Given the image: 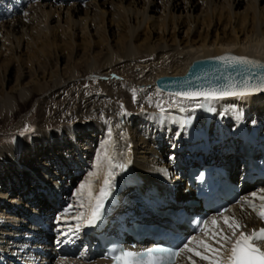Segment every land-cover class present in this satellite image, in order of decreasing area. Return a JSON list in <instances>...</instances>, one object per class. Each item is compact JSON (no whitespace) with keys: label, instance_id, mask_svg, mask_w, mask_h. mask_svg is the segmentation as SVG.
<instances>
[{"label":"bare ground","instance_id":"1","mask_svg":"<svg viewBox=\"0 0 264 264\" xmlns=\"http://www.w3.org/2000/svg\"><path fill=\"white\" fill-rule=\"evenodd\" d=\"M40 1L23 2L22 7L27 4L26 8H20L22 14L15 19L19 28H11L12 33L8 35L11 44L4 49L0 48V115L12 119L27 106L34 94L48 97L40 107L46 110L45 115H57V118L61 116L62 119L74 113L81 122L80 129L90 133L93 127V130L103 133L105 139L100 141L97 151L77 142L76 149L81 159L84 160L86 155L91 157L93 152L96 158L104 142L109 139L108 133L111 130L110 147L117 159L126 163V169L116 176L115 187L105 203L102 220L96 226L81 227L73 233L69 227L76 224L72 218L78 210L75 191L77 185L88 178L89 173L82 181L77 180L70 192L69 184L73 181L69 177L74 172L66 174L69 166L64 160L68 156L66 153L61 154L60 163L56 162L60 168L57 169L58 174L53 172L54 176L48 174L46 178L52 181L53 186L45 182V178L37 176L33 178L31 187H25L26 193L20 197V204L13 197L6 199V209L2 210L5 213H0V260L5 264H47V257L59 250L66 256L53 260H59L58 264H108L109 260L92 241L94 231L99 228L112 232L118 228L116 216L126 214L129 209L134 210L137 216L152 217L158 215L156 209L150 207L152 204L161 208L162 203L192 198L190 191L185 190L183 166L192 158L202 156L203 151L199 154L196 150L204 146V131L209 136V155L225 159L234 173H237L236 169L243 157L238 137L241 130L250 129L264 138V117L259 115L262 114L260 111H264V94L242 98L225 97L211 102L198 98L197 101H182L173 107V93L155 84L158 76L181 74L193 59L209 54L231 50L264 58V8L258 10V2L264 3V0H164L163 10L159 11L156 10L154 0H143L140 10L136 6L141 1L133 0L126 4L124 13L121 9L114 11L111 8L107 11L99 10L97 16H89V11L85 10L84 18L80 16L62 25L60 17L55 14L58 16L55 19L57 25L48 27H43L41 23L54 19V5H45ZM7 2L10 3V0H0V15L6 11ZM18 3L21 7L19 0ZM14 9L7 11L19 16L20 11ZM179 10H186L190 14L182 16V11L176 14ZM68 11L71 15L70 9ZM72 11V15H76L80 9L74 7ZM142 25L147 26L148 31H145L141 39ZM114 26L120 31H112ZM65 36L68 40L64 39ZM78 37H83V41L78 43ZM114 40L117 43L113 44ZM65 49H68V57L61 64ZM40 55L45 56L49 63L41 64ZM53 57L58 58L56 60L61 58L55 68H51ZM85 59V72H88L92 88L76 91L70 83L80 77L83 71L80 64ZM142 59H149L150 63L143 65V72H135L134 67L138 64L133 62ZM16 62L18 69L12 78L8 74ZM72 63L75 69L71 65L68 66L71 67L68 72L60 70L61 66ZM147 83L150 87L146 86ZM68 89L70 91L63 98L61 95ZM51 94L56 96L50 98ZM156 102L164 105V114L155 107ZM197 103L204 104V107H197ZM181 108L184 110L181 111ZM129 119L135 123L133 127L128 126ZM54 140L43 135L37 142L26 141L21 146L0 147V167H14L18 155L24 157L38 152L40 147L45 149L44 144ZM181 147L185 149L182 152L184 154L179 153ZM159 149L166 150L165 159ZM68 163L77 164L75 160ZM62 178L64 180H60ZM240 192L238 201L223 213L246 225L242 230H257L264 226V221L248 202L257 206L262 203L259 197L264 196V183L249 184ZM38 196L46 199L39 206L35 203ZM63 200L66 204L61 206ZM23 202L25 207L22 206ZM69 207L73 209L71 214L65 219H59ZM213 217L222 223L220 214L215 213H210L206 221L210 222ZM202 238L200 230L189 240L192 241L189 246L203 251L197 243ZM151 242L153 240L146 243ZM78 244L80 249L77 253L73 249ZM51 245H55L54 251ZM192 260H195V264H207V261L188 252L181 253L172 264H192Z\"/></svg>","mask_w":264,"mask_h":264},{"label":"rangeland","instance_id":"2","mask_svg":"<svg viewBox=\"0 0 264 264\" xmlns=\"http://www.w3.org/2000/svg\"><path fill=\"white\" fill-rule=\"evenodd\" d=\"M83 1H86V0H51L49 2L41 0L40 2L42 4H45V5L46 4H53L54 5L52 12H53V15L55 16L52 21L51 20H48V21L45 20V22L43 21L41 23V25H43V27H48V25L49 26L57 25V21H55V19H57L58 16L60 17V24L61 25L64 23H68V21L70 22V20H72V19L75 20V19L79 18L80 16L82 18H84L85 17V13H84L85 10L89 11V16L93 15V14H95L97 16V15H99V10L107 11V10H110L111 8H113L114 11H121L122 10L121 12L124 13L126 10V8H125L126 4L130 1L132 3L133 0H106V2H105V0H89L88 2H83ZM142 1L143 0H138V2H140V3L138 5V7L136 6V8L139 10L141 9L140 6H142L141 5V3H143ZM199 1H201V0H199ZM19 2L21 3V7H20V4L18 3V0H10V3L7 2L8 5L6 4L7 5L6 11L0 15V48L3 47L1 49H4L6 46H9V44H11V42H10L11 40L10 39L8 40V38H9L8 35L10 32L12 33L13 29L16 28V30H17V27L19 28V25L18 26L16 25L17 24L16 20L22 14V11L20 8H22V10L26 8L27 4L23 7H22V4H23V2L27 3V0H19ZM154 2L156 3V10H158V11L163 10L164 0H154ZM178 2H179V0H178ZM119 3H122V5ZM15 4H17V5H15ZM115 4L118 6L120 5L119 6L120 8L118 6H116ZM12 5H14V6H12ZM13 7L15 8L14 10L20 11V12H18L19 16L16 17V16H14V14H10L12 11L10 13H8V11L13 10ZM74 7H79L80 13L78 12L76 15H75V13H74V15H72V13H73L72 8H74ZM262 7L264 8V3L258 2V10L260 8L262 9ZM145 8H147V7H145ZM4 9H5V6H4ZM69 9H70L71 15L68 14ZM92 9H94V10L92 11ZM118 9H121V10H118ZM91 11H92V13H90ZM181 11H182V16H189V14H190V12L187 13L186 10L176 11V14H180ZM225 11H228V9H225ZM55 12H57V13H55ZM197 12L198 11H196L195 13H197ZM147 13L149 14L148 10H147ZM55 14H57L58 16ZM156 15H157V13H155L154 16H156ZM8 19H10V20H8ZM138 21H139V15H138ZM132 23H133V18H132ZM116 27L117 26H114V28L112 27V31L114 29L116 30L117 29ZM11 28H13V29H11ZM140 30H141L140 38L142 39L144 37V33H146L148 31L147 26L142 25ZM116 31H120V30H116ZM115 36L118 37V35H115ZM169 36H171V35H169ZM180 36H181V34H180ZM64 39L68 40L67 36H65ZM77 41H78V43L82 42L83 37H80V38L78 37ZM115 42L117 43V41L114 40L113 44H115ZM100 48H103V47L100 46ZM62 53H63L64 59L62 60L61 64H64L65 58L68 57L67 56L68 55V49H65L64 52H62ZM39 59L42 60L41 64H43V65H45L46 63H49L46 61L47 58L43 55H40ZM56 59H58V58H55V57L52 58L51 68H55V64L58 65L61 62V58L59 60H56ZM66 60H67V58H66ZM133 63L138 64L134 67L135 72L141 73V71L142 72L144 71L143 68L145 66H143V65L149 64L150 60L149 59H142L141 61L136 60V62L134 61ZM71 65H72V69H75L74 64L72 63V64H69L67 66L66 65H64L63 67L61 66L60 70L62 69L64 73L68 72L71 70V67H68V66H71ZM80 65H81V68L83 70L80 74V77L77 80L72 81L70 84H73V87H74L73 90H76V91H82L85 89L90 90L89 88L90 87L92 88V85L90 84L91 81L88 78V76H89L88 72H85L86 59H85V62L81 61ZM52 66H54V67H52ZM17 69H18V63L16 62L10 70L11 73L8 75H10V77L13 78V75H16ZM1 73H2V71L0 68V83L2 81L1 80L2 79ZM40 75H42L41 71H40ZM147 84H149V83H147ZM97 86L98 85H96L95 87L97 88ZM140 86L143 87L144 85H140ZM146 86L150 87V85H146ZM98 88H99V86H98ZM70 90H72V88ZM70 90L68 89L67 91H64V93L61 96L64 98L67 95V92H69ZM254 94H264V93H254ZM55 96H56V94H51L49 97L54 98ZM69 97H71V96H69ZM18 98H19V95H18ZM58 98H60V96ZM47 99H48V97L45 98L43 96H39L37 94H34V96L29 99L27 106L22 108L21 111H19L15 115L14 118L11 119L10 117L8 118V117H3L2 115H0V147H6V146L8 147V146H13V145H14V147L16 145L21 146L24 143H26V141L37 142V140H39V138H42L43 135H48V136L52 137L53 140H54V138H56V140L52 141V143L48 142L47 144H44V146H46L45 149H43V147H40L38 152L32 153L30 155H25L24 157L22 155H18L16 166L10 167V168H1L0 167V213L1 212L5 213L2 210H3V208L6 209V207H5L6 199L13 197L15 199H18L19 204H20V202H21L20 197H22V194L26 193L25 187H27V188L31 187V183L33 181V178L36 179L37 176L43 177V178H45V182H48L52 185L53 184L52 181H50V179H46V178H47L48 174L53 175V172H55L56 175L58 174L57 169H60V168H58V164L56 162L60 163L59 161L61 159H59V158L61 157L60 156L61 154L66 153V157L68 156L67 159L64 160V161H66V165L69 166L66 174H68L70 172H74V173H71V175L69 177V179L71 181H73L69 184L70 185L69 191L76 185L77 180L82 181L83 178L85 177V175H87L88 173H90L91 171L94 170L92 168L94 167V163H95V159H94L95 153L93 152L91 157L86 155L84 157V160H83V159H81L80 155H78V152L76 149V144H77V142H79L78 144H81V145L82 144L83 145L84 144L89 145L94 150L97 151L99 149L98 146L100 145V141H103L105 139L103 133L101 131H98L97 129L93 130V127H91V129H90V133H92V135L90 133H87V131H85V130L83 131L82 129H80L81 122L76 117V115L74 113H72L71 115H68L62 119H60L61 118L60 115H58V116H60V118H57V115H53L54 117L53 116L49 117V115H45L46 110H41L40 107L43 103H46ZM41 113H43V114H41ZM260 113H262V114H259V115H261V117L263 118L264 117V111H260ZM3 119H5V120H3ZM43 119H46L48 121L43 120ZM128 122H129L128 126H130V127L131 126L133 127V125H135V123L130 119L128 120ZM19 124H20V126L18 127ZM26 127L31 129V130L25 131ZM69 132H70V134H68ZM203 133L205 135L206 131H204ZM79 136H82V137L79 138ZM74 145H75V147H74ZM69 147L72 148V150H70ZM154 148H156V147H154ZM181 149H183V150H181ZM63 150H66V152ZM68 150H69V152H68ZM184 150L185 149L183 147H181L179 150V153L184 154V153H182ZM159 152H160V155L162 154L164 156V159H165V157L167 156L166 150L163 151V150L159 149ZM198 152L200 154V152H202V150H198ZM73 160H75L77 162V164L76 165H73V164L69 165L68 162L73 161ZM49 162H50V164H52V166L49 164ZM61 164L62 165L64 164L63 161ZM25 169H27V170H25ZM83 172H84V174L82 176L81 174ZM78 174L81 175L82 177L76 176ZM72 175L75 176V178L74 177L72 178ZM26 176H28V177H26ZM60 180H64V179L62 178ZM133 180H135V179H133ZM21 184H23V185H21ZM180 184H182V183H180ZM77 187H78V185H77ZM43 194H45V193L43 192ZM43 194H41V195H43ZM37 198H38V200L35 203L38 206H39V204L41 205V203L46 201V199L43 200V197L41 198L40 196H38ZM66 201H67V199H66ZM66 201L64 202V200H63V203H61V206L66 204ZM72 204H74V203H72ZM25 205L26 204L24 203V205H22V206L25 207ZM49 206H52V205L50 204ZM21 208L22 207H20V209ZM11 215H12V213H11ZM24 220H26V219L24 218ZM54 246L55 245H51L52 251L55 250ZM63 256H66V255L61 254V253H56L54 255H51V256L47 257V259H46L47 264H53V262H54L53 260L62 259ZM48 259H49V261H48ZM50 259H51V261H50ZM58 261H56L54 263L58 264Z\"/></svg>","mask_w":264,"mask_h":264},{"label":"snow or ice","instance_id":"3","mask_svg":"<svg viewBox=\"0 0 264 264\" xmlns=\"http://www.w3.org/2000/svg\"><path fill=\"white\" fill-rule=\"evenodd\" d=\"M217 59L223 61L228 67L241 66L245 72H248L249 68H264V64L244 56L226 55ZM253 79L255 83L252 82ZM257 92H264V74L253 77L251 72H248V75L240 81L229 78L228 82L221 86L174 93L171 106H178L182 101H197L198 98L211 102L225 97L242 98ZM133 99L135 101V92ZM149 102L151 103V100ZM196 106L204 107V104L197 103ZM155 107L161 114L166 112L161 102H156ZM183 110L181 108V111ZM30 130L25 128V131ZM108 135L109 139L104 142V146L95 158L94 170L75 191L78 210L72 218L76 224L69 227V231L73 233L78 232L81 227L96 226L102 220L105 203L115 187L116 176L126 169V163L120 162L110 147L111 130ZM200 179H203L202 175ZM259 199L262 201L259 206L252 202L248 203L257 216L264 221V196H260ZM72 210V207L67 208L59 219H65ZM220 217L222 223L216 217L211 218L210 222H203L201 232L204 238L197 242L198 247L203 251L190 247L192 241H189L179 251L171 252L165 257L169 264L173 258L179 257L183 252L192 253L200 260L207 261V264H264V228L246 232L242 230L246 228V225H242L235 217L224 215L223 212L220 213ZM112 259L114 264H155V261L160 258L153 256L152 251H149L147 261H145L136 253L122 251ZM192 264H195V260H192Z\"/></svg>","mask_w":264,"mask_h":264},{"label":"water","instance_id":"4","mask_svg":"<svg viewBox=\"0 0 264 264\" xmlns=\"http://www.w3.org/2000/svg\"><path fill=\"white\" fill-rule=\"evenodd\" d=\"M226 55L244 56L264 64V58L259 56L226 50L193 59L183 73L160 75L155 79V84L161 89L174 94L221 86L227 83L229 78L240 81L245 75H248V72H251L253 77L264 74V68H249L248 72H245L241 66L228 67L223 61L217 59ZM252 82L255 83V79Z\"/></svg>","mask_w":264,"mask_h":264}]
</instances>
